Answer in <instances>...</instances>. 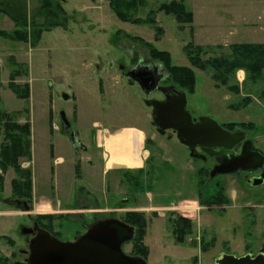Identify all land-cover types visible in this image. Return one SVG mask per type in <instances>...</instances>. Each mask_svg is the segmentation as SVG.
<instances>
[{
    "label": "rangeland",
    "instance_id": "rangeland-1",
    "mask_svg": "<svg viewBox=\"0 0 264 264\" xmlns=\"http://www.w3.org/2000/svg\"><path fill=\"white\" fill-rule=\"evenodd\" d=\"M8 2L0 0V11L12 7ZM171 2L181 3L192 21L178 22L158 11ZM61 4L66 21L63 27L50 29L38 1H23L21 16L27 24L44 22L48 28L35 47L0 35V112L29 127L30 157L17 162L21 171L30 172L32 197L28 210L17 208L11 182L18 177L13 168L0 167V258L7 264L23 260L30 235L22 230H33L40 215L52 217L42 221L48 233L72 242L96 219L122 221L125 208L145 215L147 264H213L219 253L238 257L254 253L264 242V186L247 188L236 175L205 177L215 161L191 159L171 130L159 136L146 101L161 96L144 95L119 68L124 72L135 65H155L164 75L163 84L171 85L163 65L150 59L143 43L167 52L172 66L188 67L195 75L194 92L187 93L192 119L211 118L224 129L237 126L234 130H244L264 154V69L257 81L244 69H236L222 84L212 79L210 66L199 69L187 55L189 51L194 56L199 48L200 59L207 62L231 59L234 45L264 46V0H142L131 18L142 22L153 18V25L119 20L107 0H61ZM5 19L0 20V32L9 34L14 24ZM14 71L19 74L13 76ZM12 78L17 86L28 85L27 98L8 87ZM62 111L87 153L71 147L60 119ZM111 130L117 132L111 135ZM3 143L0 124V151ZM143 147L151 159L145 158V167L135 170ZM104 163L133 170L126 176L115 171L104 176ZM218 191L227 204L202 205V199ZM48 199L51 209L41 207ZM170 204L187 213L193 224L189 238L204 241L209 250L201 251L198 242H174L166 211L157 208ZM131 246L129 242L122 247L126 255H131Z\"/></svg>",
    "mask_w": 264,
    "mask_h": 264
},
{
    "label": "trees",
    "instance_id": "trees-1",
    "mask_svg": "<svg viewBox=\"0 0 264 264\" xmlns=\"http://www.w3.org/2000/svg\"><path fill=\"white\" fill-rule=\"evenodd\" d=\"M23 1L24 0H9V4L13 3L10 9H5V11H0L5 16H7L14 24V30L6 34L5 32H0V35L5 38L16 42L29 43L32 47H35L41 38L43 32H46L48 28L45 26L46 22L48 27L58 28L63 27L66 21L65 11L62 8L61 0H37L42 13L44 22L42 25L27 24L25 17L21 16L23 12ZM111 10L114 12L116 17L121 21H127L134 24H154V19L148 18L146 22H142L139 19H132L131 13L137 10V6L142 5V0H107ZM13 8V9H12ZM158 11H162L165 14L173 15L178 22H191L192 15L190 13H185L184 6L181 3L171 2L169 4H162ZM151 13L150 15H152ZM29 25V30L26 28ZM33 27V30H32ZM160 32L159 29H157ZM148 49V54L151 60L156 61L163 65L165 73L167 76V82L175 86L180 91L186 93H193L195 86V75L192 70L188 67H177L172 66L169 54L167 52H161L153 48L151 45L143 43ZM231 59L218 58L208 60L203 62L200 57L199 48L196 49L195 55L192 52H187L188 60L191 65L204 70L206 67L210 66L214 71L212 79L217 83L225 84L227 83L226 77L232 74L236 69H244L247 73V77L253 81H257L260 78V74L264 69V46L262 45H234L232 46ZM15 64V62H14ZM16 65V64H15ZM19 67V66H17ZM18 71L13 72V76L18 75ZM12 76V77H13ZM14 78V77H13ZM13 78L8 83V87L20 98L28 97V85L17 86L13 83ZM245 100H249L245 98ZM0 124H2V129L4 132V143L2 144L0 151V167L2 171L7 168H13L18 179L11 182V188L13 196L18 200L16 201L17 208L23 206L25 210L30 207L31 197V179L30 172L21 171L18 167V159L21 157H30L29 143L27 137L29 135L28 125L19 126L15 122L11 121V118L0 112ZM237 126H226V130L235 131ZM246 125H240L239 128H245ZM250 130H253L252 125L248 126ZM240 130V129H236ZM246 130V129H245ZM195 159H201L198 157H193ZM76 176L79 175V167L75 165L74 167ZM203 170L199 171L198 174H202ZM205 177L210 179L209 171H206ZM20 178V179H19ZM203 181H199L198 185L202 187ZM2 189V178L0 176V191ZM200 196V194H199ZM212 197H206L202 199V205H221L227 204V200L224 199L222 192L218 191L216 194L211 195ZM20 200V201H19ZM24 201V202H23ZM49 215H40L37 217L39 221H36L37 225L42 228L43 220H50L52 217ZM36 219V220H37ZM129 226L133 227L135 230V238L132 241V256L141 257L147 260L149 255V249L144 244L143 240L146 235V218L145 215L138 212L125 213L122 220ZM180 221L187 223V227L184 229H178L174 223V220L170 217L168 222L172 227V236L177 244H182L183 240L191 235L192 227L189 220L180 219ZM203 241V240H202ZM201 251L206 252L209 250L207 244L203 241L200 246ZM0 264H7L4 258H0Z\"/></svg>",
    "mask_w": 264,
    "mask_h": 264
},
{
    "label": "water",
    "instance_id": "water-1",
    "mask_svg": "<svg viewBox=\"0 0 264 264\" xmlns=\"http://www.w3.org/2000/svg\"><path fill=\"white\" fill-rule=\"evenodd\" d=\"M128 76L138 83L145 94L154 91L160 81V77L152 76L146 70H133ZM167 89H172L173 94L165 95L162 101L147 102L152 107V123L159 135L171 130L179 143L188 148L191 157H198L197 148L211 157L216 156L218 151L224 162L211 170L210 179L217 175L235 174L240 169H250L247 164L264 163L261 152L250 148H246L247 151L240 156L232 154L236 146L246 141L245 131H228L207 117L193 120L187 111V93L177 91L174 86ZM63 98L66 100L67 96ZM59 115L65 129L69 130L71 126L65 113L62 111ZM116 132L110 131L111 135ZM69 140L74 147L86 150L79 146L80 142L73 132ZM32 232L31 229L22 230L25 235ZM134 237V228L118 219L94 222L72 242H61L45 230L37 229L28 243L27 251H22L26 255L25 259L10 264H147L141 257L126 255L122 250L123 245L131 242ZM213 264H264V258L260 251L254 256L248 253L241 257L220 253L214 258Z\"/></svg>",
    "mask_w": 264,
    "mask_h": 264
},
{
    "label": "flooded vegetation",
    "instance_id": "flooded-vegetation-1",
    "mask_svg": "<svg viewBox=\"0 0 264 264\" xmlns=\"http://www.w3.org/2000/svg\"><path fill=\"white\" fill-rule=\"evenodd\" d=\"M119 69H121V72H122V74L127 78V79H129L130 81H131V83H137V82H135V81H133L129 76H128V73L129 72H131V71H133V70H137V71H140V70H146L147 72H150V73H152V76H155V77H160V81H159V83H158V86L156 87V89L154 90V91H152L150 94H145V92L140 88V86H139V88H140V90H141V92L144 94V95H151V94H153V93H155V92H157L160 96H161V98H159V99H150V100H147L146 101V105H147V102H149V101H153V100H158V101H162V100H164V98H165V95H168V96H170L171 94H173V91H172V89H167V88H169V87H171L172 85H165V84H163L164 82H165V78H164V75L162 74V73H160V71H159V69H158V67L157 66H155V65H152V66H148V65H138V66H133L130 70H128V71H122V67H120ZM138 84V83H137ZM165 89H167V90H165ZM165 90V91H164ZM147 107L148 108H150L151 109V119H152V107L151 106H149V105H147ZM67 131V135H66V137H67V139H68V141H69V143H70V140H69V135H70V133L71 132H73V131H71V130H66ZM156 133H157V131H156ZM159 135V134H158ZM160 136V135H159ZM74 137L76 138V139H78V141L80 142L79 143V146H81V147H85L82 143H81V141L79 140V138L75 135V133H74ZM70 145H71V147H73L74 149H78V150H80V151H83V152H85V153H87V148L85 147V149L86 150H82L80 147H74L71 143H70ZM246 148L248 149V148H250V149H252V150H257V151H259V152H261V154L264 156V154L262 153V151H260L259 149H257V148H255L253 145H252V143L248 140V138L246 139V141L245 142H243V143H241L240 145H238V146H236L235 148H234V150H233V153L232 154H234V156H240L241 155V153L242 152H244V151H247L246 150ZM197 150H199L201 153L198 155L201 159H203V160H206L205 158H210V159H213L214 161H215V164H214V166H213V168L215 167V166H217V165H219L221 162L223 163L224 162V160H223V157L221 156V155H219V152L218 151H216L218 154L216 155V156H209V155H207L205 152H203V151H201L200 149H196V152H197ZM228 156H230V154L228 155ZM149 159H151V158H149ZM247 166H249L250 167V169H247V168H244V169H240L239 171H237L235 174H231V175H236L241 181H242V183H244L245 184V186H247V188H251V189H259V188H261V187H263L264 186V163L263 164H259V163H257V164H255V163H253V164H247ZM128 174V173H127ZM126 176V174H123V176ZM228 175H230V174H228ZM209 176H210V172H209ZM128 177H130L129 175H128ZM131 178V177H130ZM16 204V203H15ZM159 205V204H158ZM173 204H170V205H160V207H157V208H159L158 210H164V211H166V213L164 214V218H165V220H168V218L170 217L171 219H173L174 220V223H175V225H176V227L180 230V229H184L185 227H187V223H184V222H182V221H180V219H183V220H190V219H188V215H187V213H180V210H181V208H178V207H170V206H172ZM188 209V208H187ZM143 211V210H142ZM153 211V210H152ZM155 211H157V210H155ZM187 211V210H186ZM131 212H135V211H133L132 209H128V208H125V211H124V214L125 213H131ZM139 212V211H138ZM156 215H159V214H157L156 213ZM122 218H124V215L122 216ZM122 218H121V220H122ZM105 219V218H104ZM104 219H100V220H104ZM100 220H95L94 222H97V221H100ZM94 222H92L91 224H93ZM191 224V223H190ZM89 226V225H88ZM87 226V227H88ZM37 227V228H36ZM87 227H86V230H87ZM191 227L193 228V224L191 225ZM37 229H42V228H40L37 224H33V232L31 233V234H29L30 235V240L35 236V234H36V231H37ZM42 230H45L46 232H48L46 229H42ZM135 231V230H134ZM52 235V234H51ZM52 236H54V235H52ZM55 237V236H54ZM79 237V236H78ZM135 238V237H134ZM76 239V238H75ZM29 240V241H30ZM134 240V239H133ZM174 242H175V240H174ZM197 242H198V245H199V247L201 246V241H200V239L199 240H192L191 238H189V236L187 237V238H185L184 240H183V243L182 244H180V245H184L185 243H191V244H194V245H197ZM176 243V242H175ZM177 244V243H176ZM131 250H132V246H131ZM130 250V253H132V251ZM259 251H260V253H261V256H263V258H264V242L256 249V251L254 252V253H252V255L254 256V255H256L257 253H259ZM23 254V260H24V258L26 257V255H24V253H22ZM132 256V255H131ZM136 257V256H135ZM138 257V256H137ZM22 260V261H23Z\"/></svg>",
    "mask_w": 264,
    "mask_h": 264
},
{
    "label": "crops",
    "instance_id": "crops-1",
    "mask_svg": "<svg viewBox=\"0 0 264 264\" xmlns=\"http://www.w3.org/2000/svg\"><path fill=\"white\" fill-rule=\"evenodd\" d=\"M4 18H6L5 20H8L7 18L8 17H5V16H1L0 15V20H3ZM9 21V20H8ZM7 22V21H6ZM9 23L10 24H12L13 25V23L11 22V21H9ZM13 53V52H12ZM11 53V54H12ZM9 53H7V54H4V55H8ZM13 55V54H12ZM240 73V72H239ZM155 137H153V136H151V138H150V140H151V142H154L155 141ZM151 153L149 152V150H146V148L145 147H143V152L141 153V149H140V153H139V159H140V166L138 167V168H135V170H137V169H143L144 167H145V163L143 162V160L144 161H146L147 159H145V158H149V155H150ZM144 156V157H143ZM61 158H59V160H58V162L57 163H60L61 162ZM131 170V171H130ZM132 170L133 169H128V168H123V167H112V168H109V167H107V164H105L104 163V165L101 167V175H104V176H106L107 174H113L112 172H118L119 174L120 173H122V174H127V172H132ZM147 196H148V198H149V200H151L150 199V196H149V193H147ZM35 204H38L37 202H35ZM35 204H34V206H35ZM40 204H42L41 205V207H46V208H49V209H51V199H48V200H46V201H44L43 203H40ZM40 204H38L37 206H39ZM147 210L148 209H144L143 211H145V212H147ZM53 211H49L48 213H52ZM38 214H40V212L38 213ZM42 214V213H41Z\"/></svg>",
    "mask_w": 264,
    "mask_h": 264
}]
</instances>
